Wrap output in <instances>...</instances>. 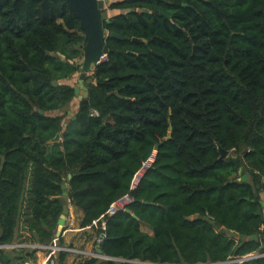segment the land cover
<instances>
[{
  "label": "trees",
  "instance_id": "obj_1",
  "mask_svg": "<svg viewBox=\"0 0 264 264\" xmlns=\"http://www.w3.org/2000/svg\"><path fill=\"white\" fill-rule=\"evenodd\" d=\"M107 8L109 53L71 116L63 109L76 99L66 82L83 66L80 20L65 0H0V245L25 234L51 245L67 192L81 227L101 238L103 258L77 264H230L251 254L260 257L243 264H264V0ZM127 194L134 202L109 215ZM14 254L13 264L37 260Z\"/></svg>",
  "mask_w": 264,
  "mask_h": 264
},
{
  "label": "water",
  "instance_id": "obj_2",
  "mask_svg": "<svg viewBox=\"0 0 264 264\" xmlns=\"http://www.w3.org/2000/svg\"><path fill=\"white\" fill-rule=\"evenodd\" d=\"M72 10L74 15L80 20V28L83 31V38L86 39V45L84 47V61L83 66L81 68V74L79 79V85L74 87L76 98H83L82 104H88L89 97V88L86 78L90 71L94 69V67L100 65L103 60L107 57L109 53V49L107 47V39L109 33L104 28L105 23H110L109 9L107 8L108 2L105 0H65ZM145 12H148L147 10ZM162 16H169L162 14ZM111 37L123 39V36H119L115 33L111 34ZM138 41V40H135ZM56 86L57 83H54ZM43 114L44 112L41 111ZM173 128L170 127V132H172ZM172 135L170 134L167 140H171ZM61 136L58 134L55 139H53L50 143H60ZM161 144L157 146L159 148ZM219 153L221 158L228 156V152L219 147ZM243 177L242 181L247 180V176L244 174L245 171H242ZM69 179H72V175H69ZM63 189L66 190L67 186L64 185ZM65 200L63 201V214L59 220L60 227H63L66 222V218L68 215V193L64 192ZM145 204H148L147 202ZM264 206V203H262ZM130 213L131 211L128 210ZM135 219H138L136 214L132 215ZM215 228L217 231H220L223 227L220 224H215ZM61 235V231L58 232L57 236ZM248 241H259V236H251L248 238ZM38 243V242H37ZM98 253L100 251L98 250ZM260 255L250 256L249 260H253L259 258Z\"/></svg>",
  "mask_w": 264,
  "mask_h": 264
},
{
  "label": "crops",
  "instance_id": "obj_3",
  "mask_svg": "<svg viewBox=\"0 0 264 264\" xmlns=\"http://www.w3.org/2000/svg\"><path fill=\"white\" fill-rule=\"evenodd\" d=\"M247 180H249V175L247 176ZM67 201H68V210H69L68 214H69V216L67 215L66 221H68V225L71 224V228L65 229L64 228L65 225L63 227H60L58 232L61 231V235L57 236V234H58V232H57L56 233V239L53 241V243L51 245H48V246L41 245V244H39L37 242L35 244L27 243L25 241L23 242L24 239L28 238V234H25L23 237H20L14 244H11V245L24 244L28 248L7 250L6 255H5L4 263H0V264L13 263L12 260L15 261L14 252H16V251L20 252V251H23V250H29L31 253H36V257H37L36 261H38V258H39V264H42V262H41L42 255L46 254V256H45L46 260H45L44 263L48 264L49 263L48 258H49L50 254H51V250L44 249V247H50V246H53L54 244H56L57 246H60V243H59V238L60 237L63 238V244L60 247L69 248V249H78V248L81 247L84 250H88L89 247L91 249V247L93 246L94 253L98 255V257H96V258H103L98 253L99 249L97 247V244L99 243V241H101V238L98 236V234L95 232V230L92 227H87V228H82L81 227V222H82V220L84 218L83 211L78 209L75 206H72L71 203H70V200L68 198H67ZM69 206H70V208H69ZM69 222H70V224H69ZM65 224H66V222H65ZM144 228L149 229L147 226L142 225V230ZM144 232H146V231H144ZM146 233H148V232H146ZM148 234H150V233H148ZM226 235L228 237L236 240V241L239 240V237L237 235L233 234L232 232L226 233ZM74 236H78L79 237V239L76 240L77 243L74 240ZM81 236L84 237L85 239L81 240L80 239ZM71 241H72V243H71ZM72 244H75V245H72ZM42 252H44V253H42ZM24 253H26V252H24ZM61 253H67V252H60V253L56 254L54 256V261H55L54 264H56V261H57V264H77L79 261H81L83 259L81 257L80 258H76V257L73 256L74 255L73 253H69L68 252L67 253L68 255H67L66 260L64 261V263H59V256H60ZM254 255H257V254H254ZM30 262L32 263L33 260H31Z\"/></svg>",
  "mask_w": 264,
  "mask_h": 264
},
{
  "label": "built area",
  "instance_id": "obj_4",
  "mask_svg": "<svg viewBox=\"0 0 264 264\" xmlns=\"http://www.w3.org/2000/svg\"><path fill=\"white\" fill-rule=\"evenodd\" d=\"M107 1V0H105ZM155 161V155L151 156L147 161H145L141 167V169L136 173L133 181H132V185H131V190H135L136 187L138 186V184L140 183L141 179L144 177V175L146 174V172L152 167L153 163ZM134 202L133 197L130 194H127L125 196H123L122 198H120L117 202H115L110 210H109V215H113L116 212L119 211H125L127 210V208ZM17 248H28L26 245L24 244H19V245H0V250H13V249H17ZM44 249L47 250H51V254L48 258L49 263L50 264H54V256L57 253L60 252H69V253H78L79 255H90V257H98L97 254L95 253H90V254H86V253H81L79 251H75L73 249H69V248H63L60 246H57L56 244H54L53 246L50 247H44ZM250 256H254V254L242 257V258H238L236 260H233L230 262V264H243L246 261H249V257Z\"/></svg>",
  "mask_w": 264,
  "mask_h": 264
},
{
  "label": "rangeland",
  "instance_id": "obj_5",
  "mask_svg": "<svg viewBox=\"0 0 264 264\" xmlns=\"http://www.w3.org/2000/svg\"><path fill=\"white\" fill-rule=\"evenodd\" d=\"M107 2H108V4H107V7H109V4L111 3V0H107ZM113 15H115V13L114 12H112V11H109V16L110 17H112ZM84 61V60H83ZM82 65H83V63H82ZM79 79H80V74L79 75H77V76H75L74 77V79L73 80H70V81H68V82H66V83H69V84H71V85H73L74 87H76V86H78L79 84ZM83 101V98H76L71 104H69L66 108H64L63 109V112H67L69 115H71V116H73L77 111H78V108L80 107V103ZM69 208H70V206H69ZM68 216H69V214H68ZM69 224H70V222H69ZM65 229H68V228H71V224L70 225H68V221H66V224H65V227H64ZM144 231H146V232H148V233H150V235H154V233H153V231H151V230H149V229H146V228H144L143 229ZM79 239V237L78 236H74V240H75V242L77 243V241L76 240H78ZM80 239L81 240H84L85 238L84 237H80ZM71 243H72V241H71ZM72 245H75V244H72ZM79 246V245H78ZM81 248V247H80ZM80 248H78V249H73V250H75V251H79V252H81V253H86V254H89V253H94V249H93V246L91 247V249H90V247L88 248V250H84V249H80ZM84 248V247H83ZM17 249H20V248H17ZM88 252V253H87ZM42 253H44V252H42ZM58 254V253H57ZM74 255V257H76V258H85V257H90V255L88 256V255H79V254H77V253H73ZM46 254H43L42 255V258H41V262H42V264H45L44 262H45V260H46ZM9 264H13V263H9ZM17 264V263H16ZM18 264H24V263H18ZM27 264H39V258H38V261H35L34 263L32 262H29V263H27ZM49 264V263H48ZM56 264H57V261H56Z\"/></svg>",
  "mask_w": 264,
  "mask_h": 264
}]
</instances>
